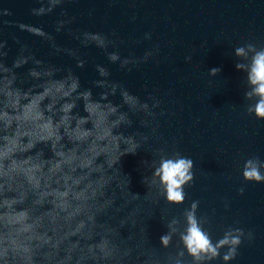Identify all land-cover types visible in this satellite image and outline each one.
I'll use <instances>...</instances> for the list:
<instances>
[{
    "label": "clouds",
    "instance_id": "9594fccd",
    "mask_svg": "<svg viewBox=\"0 0 264 264\" xmlns=\"http://www.w3.org/2000/svg\"><path fill=\"white\" fill-rule=\"evenodd\" d=\"M73 2L34 0L32 17L57 15L52 32L5 19L14 13L0 6V264H232L241 246L254 242V231L228 225L214 239L210 217L198 214L199 200L179 215L162 209L166 231L159 247L151 243L146 220L161 200L168 206L185 203V189L195 182L194 161L170 150L160 131V118L169 113L155 90L142 97L101 63L93 65L95 77L86 86L75 69L88 64L81 49L95 47L108 64L132 72L156 57L160 44L141 56H124L109 35L69 27L77 17L64 6ZM8 27L74 66L38 56L22 36L7 38ZM62 33L78 46L58 43ZM151 39L145 32L133 42ZM233 55L243 73L245 115L264 121V45L245 40ZM220 71L214 67L208 75ZM150 142L158 146L145 147ZM142 148L151 154L141 161L143 196L130 190V177L120 167L122 157ZM241 173L246 183H264V159L248 157ZM237 193L243 196L245 187Z\"/></svg>",
    "mask_w": 264,
    "mask_h": 264
}]
</instances>
